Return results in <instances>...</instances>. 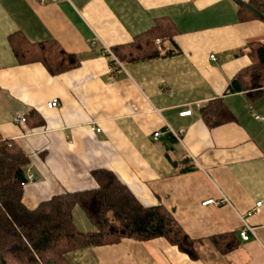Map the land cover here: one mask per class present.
<instances>
[{"label": "crops", "instance_id": "crops-1", "mask_svg": "<svg viewBox=\"0 0 264 264\" xmlns=\"http://www.w3.org/2000/svg\"><path fill=\"white\" fill-rule=\"evenodd\" d=\"M236 3L0 0V138L26 155L33 177L22 185L21 203L34 209L52 196L93 189L91 171L105 169L142 206H163L188 237L204 240L201 260L161 237L123 238L68 252L67 264H264V203L254 208L264 200V93L250 101L225 91L249 64L247 45H264V20L240 19ZM164 19L174 33L154 44L178 52L113 62L111 48ZM14 35L53 40L78 65L50 75L38 62H21ZM215 98L233 121L208 128L199 110ZM187 109L189 115H178ZM14 115L25 121L14 123ZM168 129L181 130L179 139ZM207 199L218 203L202 205ZM240 217L254 228L246 241L237 234ZM231 232L239 243L227 254L207 241Z\"/></svg>", "mask_w": 264, "mask_h": 264}, {"label": "trees", "instance_id": "trees-1", "mask_svg": "<svg viewBox=\"0 0 264 264\" xmlns=\"http://www.w3.org/2000/svg\"><path fill=\"white\" fill-rule=\"evenodd\" d=\"M246 2L263 17L236 3L238 17L264 20V0ZM173 33L170 21L157 20L130 44L110 51L118 62L170 56L178 50L160 52L154 42L170 39ZM10 42L21 62H38L50 75L78 65L75 55L64 52L53 40L29 43L14 35ZM247 56L248 66L235 74L225 91H241L251 101L264 93V45L249 43ZM199 115L208 128L233 121L220 98L202 106ZM28 163L17 145L0 138V264H67L65 254L76 249L116 244L123 238L147 241L158 237L190 260H201L204 240L188 237L163 206H142L109 170L91 171L96 183L93 189L58 194L27 209L20 199ZM75 206L91 225V231L75 227L71 214ZM207 241L220 255L239 243L235 232L210 236Z\"/></svg>", "mask_w": 264, "mask_h": 264}, {"label": "built area", "instance_id": "built-area-1", "mask_svg": "<svg viewBox=\"0 0 264 264\" xmlns=\"http://www.w3.org/2000/svg\"><path fill=\"white\" fill-rule=\"evenodd\" d=\"M37 1L41 3L44 0H37ZM113 59H114L113 62H115L116 64L120 65V63L115 58H113ZM209 59L210 60H214V56L213 55H209ZM56 105H57V101L55 99L46 103V107L47 108H51V107H54ZM189 114H190V110L187 109V110L179 112L178 115L186 116V115H189ZM12 121L14 123H22V122L25 121V119L23 117L19 116V115H14L12 117ZM168 132H170L176 139H179V136L181 134V130L178 131V132H173L171 129H168ZM159 135H161V132H158V131L153 132L152 133V139L155 140ZM26 178H27V182H30L33 179L32 175L29 174V172L26 173ZM218 202L222 203V204H228V201L224 197H221L220 201H218ZM218 202L215 201V200H212V199H207V200H204L201 204L202 205H205V204H217ZM263 203H264V200L263 201L254 202V208H257V207L261 206ZM250 214H251L250 211H248L246 213L247 216H249ZM237 234H238V237L240 238V240L246 241V240L249 239V237L254 236V228L249 226L244 221V219L242 217H240V225H239Z\"/></svg>", "mask_w": 264, "mask_h": 264}, {"label": "rangeland", "instance_id": "rangeland-1", "mask_svg": "<svg viewBox=\"0 0 264 264\" xmlns=\"http://www.w3.org/2000/svg\"><path fill=\"white\" fill-rule=\"evenodd\" d=\"M72 220L76 228L82 232H88L92 230L91 225L87 221V219L84 217L81 210L78 209V207H74L72 209Z\"/></svg>", "mask_w": 264, "mask_h": 264}, {"label": "water", "instance_id": "water-1", "mask_svg": "<svg viewBox=\"0 0 264 264\" xmlns=\"http://www.w3.org/2000/svg\"><path fill=\"white\" fill-rule=\"evenodd\" d=\"M235 2H237L239 5L244 6L245 8H247L249 11H251L253 14H255L256 16L262 18L263 16L260 14V12H258L255 8H253L250 4H248L247 2H245L244 0H234Z\"/></svg>", "mask_w": 264, "mask_h": 264}]
</instances>
